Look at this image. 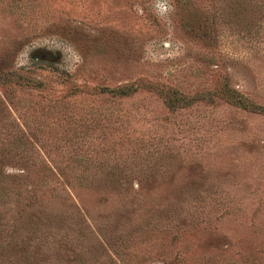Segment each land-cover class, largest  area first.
Listing matches in <instances>:
<instances>
[{
  "label": "rangeland",
  "instance_id": "obj_1",
  "mask_svg": "<svg viewBox=\"0 0 264 264\" xmlns=\"http://www.w3.org/2000/svg\"><path fill=\"white\" fill-rule=\"evenodd\" d=\"M238 92L264 0H0V264H264Z\"/></svg>",
  "mask_w": 264,
  "mask_h": 264
},
{
  "label": "trees",
  "instance_id": "obj_2",
  "mask_svg": "<svg viewBox=\"0 0 264 264\" xmlns=\"http://www.w3.org/2000/svg\"><path fill=\"white\" fill-rule=\"evenodd\" d=\"M118 93H123V90H119ZM234 93H236V92H234ZM232 97H233V99H231L230 101L233 102V103L239 104L242 107H245V108L247 107V108L254 109V110L258 109L259 111H264V107L263 106H256V105L255 106L254 105L249 106V105H247L245 100H244V98H242L241 95H239V92H238V95H233ZM81 251L85 252V249L82 248Z\"/></svg>",
  "mask_w": 264,
  "mask_h": 264
}]
</instances>
